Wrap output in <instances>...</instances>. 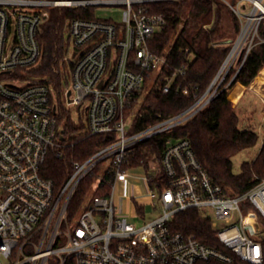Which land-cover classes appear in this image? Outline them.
Segmentation results:
<instances>
[{"label": "built area", "instance_id": "built-area-1", "mask_svg": "<svg viewBox=\"0 0 264 264\" xmlns=\"http://www.w3.org/2000/svg\"><path fill=\"white\" fill-rule=\"evenodd\" d=\"M162 1L168 0H0V264L231 262V254L172 228L174 215L191 208L211 219L218 239L235 256L264 264V177L255 175V183L242 193L228 189L209 175L185 138H170L161 157L153 153L131 164L139 144L193 117L236 69L227 86L231 84L250 51L264 43V0H219L238 18L240 29L215 78L182 112L166 118L158 114L154 123L134 129L151 91L189 95L197 89L178 81L184 69L166 73L178 33L162 53L150 45L167 25V18L152 8ZM63 6H119L122 20L68 21L59 70L67 85L59 93L53 81L34 71L42 60L39 36L49 8ZM61 106L78 107L90 134L114 140L73 162L72 174L57 190L44 166L50 155L62 157L67 146ZM135 171L148 172L142 179L151 204L158 198L161 214L153 220L131 223L116 206L118 184L129 182ZM87 175L95 177L92 196L70 220V201ZM105 175L113 177L110 191L97 194ZM145 205L132 203L138 214ZM251 215L258 228L249 222Z\"/></svg>", "mask_w": 264, "mask_h": 264}, {"label": "trees", "instance_id": "trees-1", "mask_svg": "<svg viewBox=\"0 0 264 264\" xmlns=\"http://www.w3.org/2000/svg\"><path fill=\"white\" fill-rule=\"evenodd\" d=\"M189 3V4H188ZM188 4V8H186ZM153 11L162 13L167 18L165 28L157 32L150 45L153 51L162 53L172 41L175 34V46L169 59L166 73L174 69H184L185 73L178 77L183 85H197V89L189 95L182 92L162 94L158 90L151 91L143 103V117L136 119L134 129H142L156 121L158 114L163 117L176 115L200 97L209 87L220 67L229 54L232 42L238 35L240 22L231 10L219 0L192 1H162L152 4ZM225 13L231 18L233 37L229 41H221ZM212 15V16H211ZM73 18H97L95 7H51L49 17L44 22L39 36L42 46V60L35 74L48 77L55 83L59 93L63 89L60 73V60L66 53L67 23ZM264 35V22L261 29ZM189 48L190 53H181ZM264 67V43L256 45L248 54L242 68L229 86L234 76L233 69L219 88L213 100L187 121L158 134L137 146L132 156L131 164H137L140 159H146L156 153L161 157L170 138H185L191 141L198 160L203 164L209 175L218 183L237 193H242L255 183V175L264 177V145L252 161H244L238 171L234 170L233 157L244 148L255 146L259 142V134L251 129L239 127L240 116L238 105H233L241 96L243 87H247L259 75ZM56 68L58 71H56ZM239 91V97L234 98V92ZM229 94V98H228ZM232 101H231V100ZM60 123L63 126L64 155H50L44 166V175L54 181L60 190L73 172V162L84 161L103 146L110 144L112 135H92L87 131L86 122L76 121L68 114L67 108L61 106ZM98 170V167H97ZM94 175H87L80 182L69 207L68 218L73 220L84 204L94 182ZM113 177L104 176V187L97 194L110 191ZM164 182L167 179L163 176ZM248 210V209H247ZM175 231L193 235L201 243L215 247L233 256L231 262L210 260L204 264H251L235 256L220 242L210 218L204 216L198 209L191 208L176 213L170 223ZM264 244V238L262 239Z\"/></svg>", "mask_w": 264, "mask_h": 264}, {"label": "rangeland", "instance_id": "rangeland-1", "mask_svg": "<svg viewBox=\"0 0 264 264\" xmlns=\"http://www.w3.org/2000/svg\"><path fill=\"white\" fill-rule=\"evenodd\" d=\"M188 4L185 9L188 8ZM96 17L101 19L113 18L116 21H121L122 7H99L96 9ZM231 27V18L228 13H225L223 34L220 39L221 41L227 42L233 37ZM258 77L259 76H257L248 87L249 90L246 92V94L243 97L239 98L237 104H235L230 99L233 102L234 106L238 105L237 111L240 116L239 127L241 129L254 130L259 134V142L255 146L244 148L233 157L232 160L235 171H238L240 169L242 162L252 161L260 151L261 147L264 145V86H260L261 83L258 82ZM66 85L67 84L63 82V89L66 87ZM235 95L239 97V93ZM142 98L143 97H141L139 104L135 108L134 113L140 110L143 101ZM234 98L236 97L234 96ZM67 111L74 120H81L78 107H68ZM145 174H148V172L146 173L142 171H135L133 172V176L129 179V182L120 183L116 188V206L117 208L121 209L123 215L127 216L128 221L131 223L137 222L139 218L140 220L150 221L157 218L161 214L160 209H158V198L154 200V205L151 204V197L148 194V187L144 184V181L142 179ZM91 196L92 192L89 193L88 197ZM132 197L133 199H130ZM133 201L146 203L144 207L145 211L139 214L136 213L132 206ZM133 212L137 214V217L133 215ZM211 216L213 219H215L214 212H211ZM52 264H54V262H52Z\"/></svg>", "mask_w": 264, "mask_h": 264}, {"label": "bare ground", "instance_id": "bare-ground-1", "mask_svg": "<svg viewBox=\"0 0 264 264\" xmlns=\"http://www.w3.org/2000/svg\"><path fill=\"white\" fill-rule=\"evenodd\" d=\"M260 75H258L259 77H258V82H260V83H264V67L260 70ZM255 83V82H254ZM255 89V88H254ZM235 94H238L239 93V91H236V92H234ZM232 94L233 96H235L236 98L238 97V96H236L235 94Z\"/></svg>", "mask_w": 264, "mask_h": 264}, {"label": "crops", "instance_id": "crops-1", "mask_svg": "<svg viewBox=\"0 0 264 264\" xmlns=\"http://www.w3.org/2000/svg\"><path fill=\"white\" fill-rule=\"evenodd\" d=\"M239 84L243 87V90H242V93H241V96H240V98H241V97H243V96L245 95L244 93H245V90L247 89V87L244 86L242 83L237 82V84L231 89V91L234 90L235 87L238 86ZM261 84H262V85H261ZM261 84H260V86L263 87V86H264V83H261ZM231 91H230V92H231ZM238 100H239V99H238ZM233 102H234V101H233ZM237 102H238V101H237ZM237 102H234V103L237 104Z\"/></svg>", "mask_w": 264, "mask_h": 264}, {"label": "water", "instance_id": "water-1", "mask_svg": "<svg viewBox=\"0 0 264 264\" xmlns=\"http://www.w3.org/2000/svg\"><path fill=\"white\" fill-rule=\"evenodd\" d=\"M230 42H231V40L229 41V43ZM233 194H234V191H231V195H233ZM249 222H253L256 225L257 228L259 227V224L257 222V219H256V217L254 215H251L250 216Z\"/></svg>", "mask_w": 264, "mask_h": 264}]
</instances>
